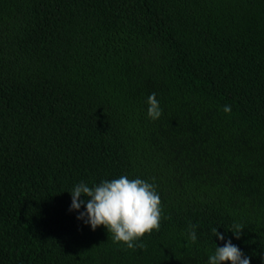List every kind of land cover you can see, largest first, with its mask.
<instances>
[{
    "label": "trees",
    "instance_id": "obj_1",
    "mask_svg": "<svg viewBox=\"0 0 264 264\" xmlns=\"http://www.w3.org/2000/svg\"><path fill=\"white\" fill-rule=\"evenodd\" d=\"M120 176L161 199L143 249L70 211ZM228 240L264 264V0H0V264H208Z\"/></svg>",
    "mask_w": 264,
    "mask_h": 264
},
{
    "label": "clouds",
    "instance_id": "obj_2",
    "mask_svg": "<svg viewBox=\"0 0 264 264\" xmlns=\"http://www.w3.org/2000/svg\"><path fill=\"white\" fill-rule=\"evenodd\" d=\"M147 115L150 119H159L162 115L156 94L152 93L147 99ZM225 113L231 112V106L223 107ZM71 210L79 211L78 220L90 225L93 231L103 226L111 234L114 243H123L129 249L145 247L136 244L145 235L158 231L161 220V199L155 190V185L145 180L129 179L127 176L110 181H101L98 185L89 186L85 182L77 183L70 192ZM85 199H81V197ZM243 225L234 223L231 232L240 239ZM219 240L225 239L216 228L212 229ZM195 226L190 225L188 240L196 242ZM208 264H250L239 247L228 240L223 247L216 246L214 254L208 257Z\"/></svg>",
    "mask_w": 264,
    "mask_h": 264
}]
</instances>
